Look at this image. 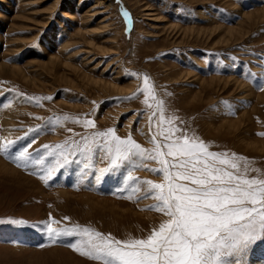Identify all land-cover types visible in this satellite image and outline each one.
Here are the masks:
<instances>
[{"label": "rangeland", "instance_id": "rangeland-1", "mask_svg": "<svg viewBox=\"0 0 264 264\" xmlns=\"http://www.w3.org/2000/svg\"><path fill=\"white\" fill-rule=\"evenodd\" d=\"M262 57L264 0H0V138L23 137L0 152V264H100L68 246L76 238L50 240L38 226L49 213L118 239L144 236L166 218L148 208L152 199L128 198L123 167L97 180L108 161L93 157L87 170L70 163L45 184L47 164L25 168L10 158L33 138L36 149L109 127L151 148L153 110L137 93L144 75L178 128L264 169ZM64 115L93 119L96 129L56 123ZM134 164L137 177L163 179ZM242 259L264 264V240Z\"/></svg>", "mask_w": 264, "mask_h": 264}, {"label": "snow or ice", "instance_id": "snow-or-ice-1", "mask_svg": "<svg viewBox=\"0 0 264 264\" xmlns=\"http://www.w3.org/2000/svg\"><path fill=\"white\" fill-rule=\"evenodd\" d=\"M123 14L126 18L129 16L126 10ZM137 93L143 94V103L153 110L149 130L152 131L154 118L156 129L150 137L151 148L143 147L131 134L119 136L115 128L96 129L93 119L64 115L57 116L56 123L72 120L96 130L81 136L80 141L65 140L36 149L32 148L33 138L10 158L25 168L30 164H47L40 169L43 173L40 178L45 184L70 163H82L87 170L93 166V157L108 161L107 166L97 170V180L123 167L125 183L132 186L128 198L152 199L154 203L148 208L166 218L151 227L146 235H129L124 239L91 226L61 225L50 213L38 226L53 242L61 237L76 238L68 246L100 264H243L242 258L249 247L264 240V169L252 168L247 157L235 152L212 151L209 143L178 128L177 118L165 115L164 101L157 97L149 76H143ZM28 99L39 102L52 97ZM39 127L29 128L25 137L37 132ZM20 139L23 137L0 138V152L8 153ZM78 156L83 159L78 161ZM135 161L163 179L157 182L137 177L131 170ZM145 161H156L158 167H150ZM69 219L63 217L64 221ZM7 222L28 223L16 219Z\"/></svg>", "mask_w": 264, "mask_h": 264}]
</instances>
